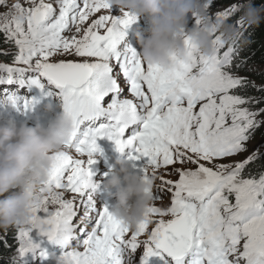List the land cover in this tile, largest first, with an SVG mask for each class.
Listing matches in <instances>:
<instances>
[{"label":"snow or ice","instance_id":"obj_1","mask_svg":"<svg viewBox=\"0 0 264 264\" xmlns=\"http://www.w3.org/2000/svg\"><path fill=\"white\" fill-rule=\"evenodd\" d=\"M201 2L210 12L223 0ZM0 6L8 7L0 14L3 42L17 49L12 65L0 63V73L6 74L0 85L15 84L17 91L3 89L0 103L20 102L29 109L34 101L19 96V89L36 87L45 94L55 89L76 129L54 156L41 189L54 190L52 195L43 197L29 226L18 231L19 256L38 248L42 258L47 255L31 237L36 230L61 247L63 264H133L141 245L139 264L153 257L160 264H264V171L245 175L250 165L264 161V135L243 160L217 163L248 152L249 141L264 126V107L253 108L261 98L234 94L249 84L235 74L246 63L239 58L241 32L229 44L215 35V52L207 57L186 38L188 60L165 72L145 66L134 48L119 47L136 18L128 12L113 15L107 0H15L11 5L0 0ZM240 7L229 4L215 18L228 22ZM101 10L109 14L91 19ZM235 24L243 27L240 19ZM8 51L0 48V55ZM57 56L80 59L54 60ZM121 78L132 98H121ZM126 130L130 134L124 138ZM104 137L118 151L135 146L130 158L146 157L145 166L155 173L177 162L196 165L173 168L179 175L175 182L162 180L172 192L171 206L150 209L130 238L108 207L98 208L94 200L98 182L91 166L99 151L96 140ZM72 150L86 159L73 158ZM66 193L72 198L65 199ZM49 204L57 207L50 211ZM81 207L84 214L73 223ZM153 215L161 219L148 231ZM165 216L172 218L165 221ZM145 234V240L138 239ZM74 240L82 252L71 247Z\"/></svg>","mask_w":264,"mask_h":264},{"label":"clouds","instance_id":"obj_2","mask_svg":"<svg viewBox=\"0 0 264 264\" xmlns=\"http://www.w3.org/2000/svg\"><path fill=\"white\" fill-rule=\"evenodd\" d=\"M121 13L144 17L146 29L137 30L135 38L138 55L144 65L158 66L171 71L178 62L187 61L189 49L185 39L198 54L212 56L215 52L214 36L225 44L232 43L240 32L234 24L212 18L201 0H107ZM239 19L243 25H259L264 7L251 3L241 5ZM189 18L199 23L188 27ZM51 111V104L45 105ZM76 132L72 117L62 110L46 125L27 121L17 124L9 118L0 121V229L28 227L32 209L52 191L41 192L48 181L54 156L65 150V145ZM156 173L145 166L138 173L128 158L118 156L102 180L115 202L110 212L129 232H135L153 206V185ZM43 229L44 226L41 225ZM44 259L52 264H63L55 253Z\"/></svg>","mask_w":264,"mask_h":264},{"label":"trees","instance_id":"obj_3","mask_svg":"<svg viewBox=\"0 0 264 264\" xmlns=\"http://www.w3.org/2000/svg\"><path fill=\"white\" fill-rule=\"evenodd\" d=\"M244 5L251 3L253 6L264 7V0H223V3L213 4L210 10L215 12L226 8L229 4ZM241 13L238 11L233 17L228 21L229 24H235V21L239 19ZM237 27V25H236ZM241 37L239 39V46L241 48L240 59H244L246 63L244 67L235 72L236 75L241 77H246L249 84L243 89L234 90V94L241 95L244 97H257L261 98V103L259 105H254L256 107H264V13L261 15V21L259 25L248 26L243 25L240 28ZM3 35L0 34V48L9 50L11 43L3 42ZM9 58L6 55H0V61H6ZM7 63V62H6ZM255 85L256 87H253ZM260 89V90H258ZM264 135V126L255 133L256 137L262 138ZM257 172L264 171V161H257L256 163L249 166L246 169L247 172ZM10 229L4 230L8 233V241L10 240L11 232ZM0 234V264H18L15 257L11 255L14 250H9V243L1 240ZM9 256V259L4 258Z\"/></svg>","mask_w":264,"mask_h":264},{"label":"rangeland","instance_id":"obj_4","mask_svg":"<svg viewBox=\"0 0 264 264\" xmlns=\"http://www.w3.org/2000/svg\"><path fill=\"white\" fill-rule=\"evenodd\" d=\"M14 2H15V0H7V5H11V4L14 3ZM20 2L23 3V0H20ZM25 6H27V5H25ZM7 11H8V7H7V6H0V14H2V13H4V12H7ZM119 11H120V10H119L118 8H116V9H114V10L112 11V14L118 16V15H120V12H119ZM215 13H216L215 11L210 10L209 15H210L212 18H215ZM107 14H109L108 11H103V10H101L100 12L93 14V16L91 17V19L98 18L99 15H107ZM89 22H90V21H89ZM87 23H88V22H86V24H87ZM193 24H194V20L191 19V18H189V21H188V27L193 26ZM85 26H86V25H85ZM73 30H74V29H73ZM102 31H103V30H102ZM127 38H128V34L125 33V35H124V39L126 40ZM125 46H126V44L123 43V41L120 42V44H119V47H120V48H124ZM16 52H17V49H16L14 43H11V46L9 47L8 55H6V57H8L9 59L6 60V61H3V60H2V61H0V63H6V62H7L9 65H12L13 57H14V55L16 54ZM53 59H54V60H59V59H66V60H67V59H71V60H79L80 58L75 57V56H57V57H53ZM260 118H261V119H264V116H262V117H260ZM260 140H261V138L254 136V138H253L251 141H249V143H248V152H244V153H242V154H240V155H237V156L232 157V158H227V159L222 160V161H217V163L227 164V163H230L232 160H237V161H239V160H243L247 155L250 154V152H251L253 146L256 145L258 142H260ZM203 163H205L206 166H211V165H207V162H203ZM195 168H196V165H194V164H191V163H184L183 166H182L181 168H179V169L194 170ZM175 174H176L175 178H179L178 173H175ZM162 188H163V187H162ZM164 189H165V187H164ZM72 196H73V194H71V193H66V194H65V199L72 198ZM153 206H154V207H157V208L164 209V205H162V204H160V205H153ZM56 207H57L56 205H52V204H49V205H48V208H49L50 211L54 210ZM41 213H42V212H41ZM41 213H38V215L41 214ZM80 217H81L80 212H77V216L74 218L73 223H76L77 221H79ZM154 218H156V219L154 220ZM163 218H164V217H163ZM159 219H161V217L159 218L158 215H153L152 223L149 225V229H148V231H150L151 228L155 226L156 222H157ZM164 219L167 221L169 218H164ZM25 228H26V227H25ZM9 229H10L9 231L11 232L10 240H9V241L7 240V239H8V233H5V232H4V229H0V234H1V236H2V237H1V240H2V241H6V242L9 243V246H10V247H9V248H10L9 250H14V251L11 253V255H13V256L15 257L16 261L18 262V264H37V263L35 262V250H34V251H30V252H26L23 256H19V254H18V248L20 247V244H19L18 239H17V234H18L19 228H9ZM31 237H32V239H33V241H34L35 243H38V242H39V241L36 240V238L34 237L33 233H31ZM79 238H81V237H79ZM144 238H147V237L144 236ZM82 251H83V250H81V252H82ZM4 258L9 259V256L7 255V256H5ZM48 264H52V262L49 261Z\"/></svg>","mask_w":264,"mask_h":264},{"label":"water","instance_id":"obj_5","mask_svg":"<svg viewBox=\"0 0 264 264\" xmlns=\"http://www.w3.org/2000/svg\"><path fill=\"white\" fill-rule=\"evenodd\" d=\"M43 215H44V214L42 213L41 216H43ZM32 232H33V234L35 235V237H37V238H39V239H42V240H47L46 237H42V236L38 235V233H37L36 230H33Z\"/></svg>","mask_w":264,"mask_h":264},{"label":"bare ground","instance_id":"obj_6","mask_svg":"<svg viewBox=\"0 0 264 264\" xmlns=\"http://www.w3.org/2000/svg\"><path fill=\"white\" fill-rule=\"evenodd\" d=\"M164 219V218H163ZM165 220V219H164ZM166 221V220H165Z\"/></svg>","mask_w":264,"mask_h":264}]
</instances>
